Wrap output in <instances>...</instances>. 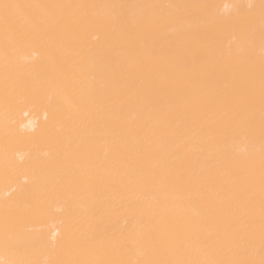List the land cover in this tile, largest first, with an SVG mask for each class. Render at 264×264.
Returning a JSON list of instances; mask_svg holds the SVG:
<instances>
[{"label": "bare ground", "instance_id": "obj_1", "mask_svg": "<svg viewBox=\"0 0 264 264\" xmlns=\"http://www.w3.org/2000/svg\"><path fill=\"white\" fill-rule=\"evenodd\" d=\"M0 264H264V0H0Z\"/></svg>", "mask_w": 264, "mask_h": 264}]
</instances>
